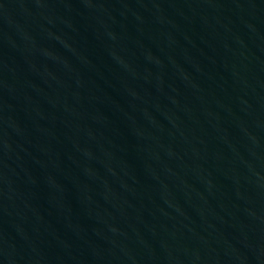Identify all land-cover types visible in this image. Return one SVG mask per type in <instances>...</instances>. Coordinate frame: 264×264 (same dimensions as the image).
<instances>
[{
  "label": "water",
  "instance_id": "obj_1",
  "mask_svg": "<svg viewBox=\"0 0 264 264\" xmlns=\"http://www.w3.org/2000/svg\"><path fill=\"white\" fill-rule=\"evenodd\" d=\"M0 264H264V0H0Z\"/></svg>",
  "mask_w": 264,
  "mask_h": 264
}]
</instances>
